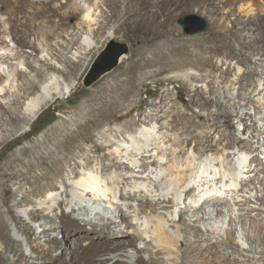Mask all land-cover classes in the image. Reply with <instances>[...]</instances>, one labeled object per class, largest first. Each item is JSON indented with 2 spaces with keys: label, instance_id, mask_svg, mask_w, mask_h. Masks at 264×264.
Here are the masks:
<instances>
[{
  "label": "rangeland",
  "instance_id": "374dc122",
  "mask_svg": "<svg viewBox=\"0 0 264 264\" xmlns=\"http://www.w3.org/2000/svg\"><path fill=\"white\" fill-rule=\"evenodd\" d=\"M22 1L24 0H7L8 5L3 9L5 12L15 5V10L19 6L22 11L15 12L17 18L13 22L12 32L0 27V57H4L14 70L24 74L15 79L14 89L5 96L4 103L0 105V168L7 172V176L0 177L3 188L7 190L4 192L0 189V213L11 230L10 235L21 240L13 247L28 257L34 255L24 241L22 230L28 229L32 234L31 242L39 248H49L47 240L58 237L60 244L53 248L50 254L52 257L75 252L72 248V236L75 235L69 231L59 234L54 229L59 225L57 214L45 209L47 205H39L45 193L38 190L52 184L58 186L60 183L72 182L69 179L70 171H81V163L84 162L80 158L83 154L102 159L106 152L99 148L104 144L99 138L102 131L115 133L118 137L120 134H134L142 127H152L150 119L160 118V128H173L170 134L176 138L193 139L204 150V158L212 159L210 154H214L226 165L236 164L238 173L237 183L229 186L231 191L222 194L223 199L229 202V207L219 208L221 214L202 210L192 219L187 217L185 225L180 226V239L183 242L187 240L192 246H199L201 252H193L190 246L183 244L180 251H188L189 258L179 259L178 264H205L212 253L217 254L214 264H224L225 255H230L227 260L229 263L264 264V246L258 247L253 240L252 249L248 248L251 244L244 238L247 231L242 229L241 223L236 219L238 214L245 213V210L239 209H252L248 216L240 220L245 219L247 223L250 220L257 221L264 225V203L256 200L257 196H264V190L257 183L261 180L264 182V174L259 175V180L255 179L264 165V148H257L254 144L252 151L238 152L239 148L233 143L228 151L238 154L239 158L233 161L231 158L226 159L228 151L222 150L221 144L231 142L233 138L245 140L246 143L252 142L250 133H256L253 129L254 119L243 114L241 120L240 115H233L229 119L230 128L223 124V119H219L218 126L209 129L210 114L224 111L221 109V101L213 104L208 99L213 97L210 93H213L211 84L214 78L220 76V72L225 71L228 66L230 71L225 77L227 79L233 78L238 69L244 75L251 73V80L256 85L261 82L260 77L252 74V71H264L259 64L264 59V55L259 53L264 38V0H119V6L112 5L111 0H33L36 7L48 10L46 16L36 19V23L46 29V38L35 34V30L27 25V11L30 9ZM80 2L100 11H94L97 23L92 26L90 33L97 46L86 50L74 61L71 55L76 50H84L79 40L80 35L87 32L86 25L82 23L83 9L78 6ZM142 2L147 8L142 12L135 10L141 8ZM247 6L251 8L250 13L242 10V7ZM55 9H59L61 15L64 13L62 20L61 17L50 14ZM6 18L4 13L0 14V21ZM201 23L204 25L202 31L193 34L186 31L188 25L197 27ZM111 30L114 33L111 38L128 44V54L111 72L90 88H85L82 84L83 77L97 53L111 39L108 38ZM13 36L24 44L17 42ZM31 43L35 45L36 51ZM203 47L217 49V54L212 58L215 69L205 65L208 51L203 50ZM227 53L232 57L226 56ZM247 58H251L252 63H247ZM222 61L226 63L223 64ZM28 65L32 69L27 68ZM187 71L193 72L198 79L185 78L184 72ZM0 75L3 79L6 78L4 66L0 68ZM205 76L207 79L202 82ZM56 77L65 83H74L71 91L63 92L50 100L32 121L19 119L15 121L13 129L9 127V115L5 113V108L23 116L28 98L31 97L21 89V84L27 83L31 87L33 83L38 87ZM37 87L30 91L34 94ZM234 88L237 90L239 86L235 85ZM123 92L126 93L125 97ZM246 93L248 92H245L248 97ZM113 100L118 101L112 106H102L105 101ZM93 107L97 111L91 115L89 109ZM255 121L264 129V121ZM217 130L224 132L222 143L215 137ZM206 137L210 138V143L205 142ZM56 145H59V151L56 149L57 152L52 157L43 159L42 152L45 149L55 150ZM253 155L258 157L259 163L250 165V157ZM17 156L19 161H15ZM139 156L140 160L141 155ZM152 160L153 157L147 161ZM122 161L133 170L131 173L124 171L122 175H137L139 169L136 165ZM9 162H14L13 166L6 168ZM102 164L109 169L110 161L107 158H103ZM151 169L149 166V170ZM148 173L146 171L144 177ZM241 179L250 185V189L246 190L248 193L239 192ZM209 180L211 181L205 187L207 189L215 186V192L223 188L225 181L229 182L226 178L223 180L214 176ZM255 185L256 189L252 190ZM197 189L203 191L204 188H196L195 194L186 200V205L182 203L175 206V214L180 207L188 209L192 198L199 192L202 193ZM67 195L68 198L60 190L54 192L51 204L56 207L58 201L62 202L58 213L70 215L81 225H85L87 230L98 223L94 214L87 217L72 212L68 204L74 202L71 201L74 197L71 188H67ZM179 196H176L177 200ZM245 198L250 201L245 206L232 205L234 200ZM18 202L20 205L17 206ZM29 209L48 214L52 221H31L27 215ZM8 210L11 212L8 213ZM12 216L21 220L20 226H15ZM202 217L205 219L203 222H195ZM115 221L118 224V220ZM115 225L111 228L117 231L124 228H116ZM43 228L48 234L40 233ZM96 228L100 227L96 225ZM251 234L254 237L253 231ZM230 239L244 250L229 246ZM135 245L144 248V243L140 240H136ZM152 251L155 253L156 249ZM8 256L11 260L15 259L13 254ZM143 257L148 260L149 253L143 254ZM245 259L249 261L244 262ZM34 263L40 264L41 258L34 259ZM48 264H51V260Z\"/></svg>",
  "mask_w": 264,
  "mask_h": 264
},
{
  "label": "bare ground",
  "instance_id": "6f19581e",
  "mask_svg": "<svg viewBox=\"0 0 264 264\" xmlns=\"http://www.w3.org/2000/svg\"><path fill=\"white\" fill-rule=\"evenodd\" d=\"M40 1L48 2L49 0ZM22 2L27 3L28 5H26L30 9L27 11V25L35 30V34L46 38L48 36L46 29L40 23L37 24L36 19L46 16L48 10L44 7H36L33 0H24ZM120 3L121 1L119 0H111V4L114 6H119ZM127 3L130 4V1H127ZM6 5H8L7 0H0V14L4 13L7 17L5 20L0 21V27L7 28L11 33L13 22L17 18V13L15 12L20 13L22 11L19 10V6H16L17 10H15L14 5L11 10L4 12L3 9ZM78 6L83 9L82 23L86 25L87 32L85 31V34H81L79 40L84 50H76L71 55L74 61H77L76 58L81 57L80 55L84 54L86 50L97 46V43L91 38L90 33L92 26L97 23V19L94 18V11L100 13L97 8H92L84 2H80ZM145 8H147V5H144L142 2L141 8H135V10L138 9V11L142 12ZM250 9V6L242 7L245 13H250ZM51 12L50 14L52 16L57 15L61 17L60 20L65 17L64 13L61 15L59 9L52 10ZM113 36V31H109L108 38ZM13 39L24 44L22 40L20 41V39L14 36ZM262 42L263 47L259 53L264 55V38ZM32 47L36 51L35 45H32ZM203 48V50L206 49L208 51V55L205 57V65L215 69L216 66L212 64V58L217 54V49L215 50V48L213 49L211 47ZM226 56L232 57L229 53ZM246 62L252 63L251 58H247ZM222 63L225 64L226 62L222 61ZM259 64L264 68V59H261ZM1 66L5 67L6 78L4 77L5 79H3L0 75V105L4 103L3 99H5V96L14 89L13 82L15 79L19 76H24L22 72L14 70L12 65L4 57H0V68ZM27 68L32 69L31 66ZM229 71L230 66L225 71H221L220 76L215 77L211 84L213 93L210 94L213 97L208 99L213 104L221 101V109L224 113L210 114L209 129L217 127L219 119H223V124L227 128H230V117L240 115L239 117L242 120L241 116L244 114L254 119L252 122L255 123L253 129L256 133H250L252 142L246 143L245 140L233 138L231 142L221 144L222 150L228 151L233 143L239 148L238 152H250L253 150L252 145L254 144H256L257 148H264V138H262L264 136V129L259 127L255 121V119L264 121V78H262L264 71H258L256 69L252 71V74L255 73L260 77L261 82L257 85L251 80V73L244 75L239 73L238 69L233 78H225ZM184 77L198 79L193 72L188 71L184 72ZM206 79L207 76L201 81L205 82ZM73 85L74 83L59 81L58 77L50 81H45L38 87L33 83L31 87H28L27 83L21 84V89L31 97L28 98L23 116L11 111L9 108H5V113L9 115L7 124L13 129L16 120L23 119L24 121H32L50 100H53L60 94L62 95L63 92H70ZM235 85H238L239 89L235 90ZM248 86L250 88H247ZM34 87H37V90L33 94V91L30 90ZM245 92H248L246 93L249 95L248 97L245 96ZM125 95L126 93L123 92L124 97ZM124 97L120 99L123 100ZM116 101L118 100H113V102L105 101L102 103V106H112ZM96 111L93 107L89 109V114L94 115ZM150 120L153 124L152 127H142L134 134H120L118 137L115 133L108 134L105 131L99 133L100 140L104 142L99 148L106 151L103 158H107L110 161L109 169L102 164L103 158L99 160L89 154L85 156L83 154L80 158L84 162L81 163V171L74 169L70 171L69 179H72L70 180L72 182L60 183L58 186L52 184L50 186L48 185V187H41L38 190L45 193L43 201L39 205L45 204L47 205L45 209H49L57 214L59 225L53 226L54 229L59 234L62 231H69L75 235L72 236L74 242V247L72 248L75 252L52 257L50 254L53 248L58 247L60 244L58 237L49 238L47 240V244L50 245L49 248L43 249L31 242V232L28 229H23L24 241L29 245L31 254H34L28 257L21 250L13 247V245H17L21 240L13 238L10 235L11 230L0 213V264H22L21 262L35 264L34 259L38 258H41L40 264H48L49 260H51V264H178L179 259L184 260L189 258L188 251H180L183 244L190 246L189 248L193 252L200 253L201 248L199 246H192V243L187 240L183 242L180 239L182 230L180 226L185 225L187 217H191L192 219L202 210L216 211L218 214H221L219 208L230 206L229 202L223 199L222 194L230 192L231 189H229V186H233V183H237L238 181L236 164L229 163L226 165L223 160H220L214 154H210L213 156L212 159H208L209 157L207 159L204 158V150L193 139L176 138L170 134L173 128H169V130L168 128H160V125H162L160 124V118H152ZM157 134L163 135V137H159ZM224 136L223 131L217 130L215 137L218 138L219 142L223 140ZM205 142L210 143V138L206 137ZM56 149L59 151V145H56L55 150L45 149L42 152V158L52 157L57 152ZM139 155H141L140 160L138 159L140 157ZM18 157L15 158V161H19ZM152 157L153 160L148 162L147 160ZM228 158H231L233 161L239 157L238 154L228 151L226 159ZM122 160L136 165L139 169L137 175H122L124 171L133 172ZM249 162L250 165L252 163H259L258 157L251 156ZM13 163L9 162L6 168H11ZM149 166L152 167L151 170H149ZM142 169L143 171H140ZM146 171L149 173L144 177L143 174ZM262 173L264 174V165H262L255 179L259 180V175ZM2 176H7V172L0 168V177ZM212 176L215 178H223V180L226 178L229 182L227 183L225 181L223 188H219L217 192H215V186H209L210 188L206 189L205 185L209 184L208 181H211L209 178ZM257 183L264 190L263 180ZM200 187L204 188L203 191L199 189L202 193L199 192V194L194 196V199L192 198V203L187 206L188 209L185 210L180 207L175 214L173 208L180 206L182 203L186 205V200L195 194L196 188ZM239 187V192H249L246 190L250 189V185L244 179L239 181ZM67 188H71L74 196L71 200L74 201L72 202L74 204L71 202L68 203L72 208V212L77 213L78 216L86 215L87 217H91L93 214L97 216L98 223L93 225L89 230L86 229L85 225H81L78 220L72 218L70 215L57 212L62 202L58 201L56 207L51 204L54 199V192L59 190L68 198ZM0 189H3L4 192L7 191L3 188L1 182ZM254 189H256V185L252 190ZM178 195H180L179 200L176 199ZM256 200L264 203V196H257ZM248 202L250 201H247L246 198L243 200L236 199L232 205L241 207L245 206ZM18 205H20V202L17 203ZM239 210H245L243 211L245 213L238 214L236 219L241 223L242 229L247 231V235L244 238L251 244L248 248L252 249L253 240L258 244V247L264 246V225L257 221L250 220L247 223L245 219L240 220L248 216L252 212V209ZM10 212L11 210H8V213ZM27 215L28 219L34 222L44 220L45 223H49L50 220L52 221V217L48 214H40L34 209H29ZM12 220L16 227L21 225V220L17 216H12ZM115 220H118V224H116ZM204 220V217L197 218L195 222L201 223ZM96 225L100 228L97 229ZM112 225H115L116 228H124H120L117 231L111 228ZM187 226L190 227V225ZM39 227H42V225ZM252 231L254 232V237H252ZM40 233L48 234L44 228ZM136 240L144 243L143 249L136 247ZM229 246L236 249H243L233 239H230ZM152 249H156V252L154 253ZM145 253H149L148 260L143 257ZM8 254H13L15 259L11 260ZM214 258H217V254L212 253L205 264H214ZM229 258L230 255L224 256V264H234L227 262ZM243 261L246 262L249 260L245 259Z\"/></svg>",
  "mask_w": 264,
  "mask_h": 264
},
{
  "label": "water",
  "instance_id": "95a60500",
  "mask_svg": "<svg viewBox=\"0 0 264 264\" xmlns=\"http://www.w3.org/2000/svg\"><path fill=\"white\" fill-rule=\"evenodd\" d=\"M203 29L204 25L201 23V25L197 27H190L188 25L186 31L193 34ZM128 51V44L125 42L113 38L109 39L104 47L97 53L93 63L84 75L82 80L83 87L90 88L100 78L111 72L118 66L122 57L128 54Z\"/></svg>",
  "mask_w": 264,
  "mask_h": 264
},
{
  "label": "trees",
  "instance_id": "16d2710c",
  "mask_svg": "<svg viewBox=\"0 0 264 264\" xmlns=\"http://www.w3.org/2000/svg\"><path fill=\"white\" fill-rule=\"evenodd\" d=\"M54 113V112H53ZM48 122H50V121H48ZM48 124V123H47Z\"/></svg>",
  "mask_w": 264,
  "mask_h": 264
}]
</instances>
